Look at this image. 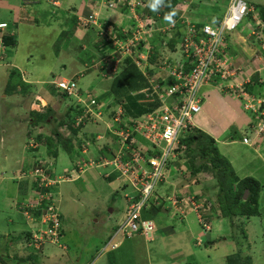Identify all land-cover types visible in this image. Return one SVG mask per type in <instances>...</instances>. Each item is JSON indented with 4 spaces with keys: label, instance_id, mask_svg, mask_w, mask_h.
I'll return each instance as SVG.
<instances>
[{
    "label": "built area",
    "instance_id": "2783aa9c",
    "mask_svg": "<svg viewBox=\"0 0 264 264\" xmlns=\"http://www.w3.org/2000/svg\"><path fill=\"white\" fill-rule=\"evenodd\" d=\"M46 1L60 3L59 0ZM86 3H89L91 13L85 17L86 20L80 17L79 30L97 26L101 35L112 44L113 51L100 59L104 76L111 72L114 75L120 70L124 59H132L148 81V87L140 91V94H144L141 102H159L160 105L131 122L124 117L121 108L118 110L117 115L107 123L118 145L111 157L94 158L91 152L88 155L90 145L84 143L82 158L59 176L55 175L53 164L42 158L34 166L29 176L37 182V197L23 212L28 220L39 224V228L37 226L34 230L31 244L38 250L46 243L60 245L61 242V214L51 186L71 180L72 175L79 179L80 175L97 168H110L135 189L129 197L125 215L105 250H109V246L112 249L119 246V243H113L118 235L131 238L138 234L149 240L157 231V225L154 220L144 218L143 211L157 201L155 192L159 184L176 172L186 174V149L181 137L196 129V117L202 114L205 100L202 89L206 85L211 86L215 80L223 82L224 85H219V88L224 86L230 89L242 101L243 108L250 110L257 118L251 127L252 135L264 137V97L247 91L246 85L251 82V75L239 81L247 70L233 68L227 53V33L236 31L245 18L254 12L246 0H229L225 16L215 24L196 21L188 10L189 4H185L173 23L163 24L159 15L146 12L147 0H87ZM105 8L128 17L131 22L122 27L104 25L101 17ZM252 19L255 28L250 31L251 35L263 40L264 21L256 15ZM6 27L7 24H0V28ZM178 28H183L184 32L178 39L176 50L183 54L184 60L175 59L170 52H164L173 31ZM160 35L165 38V45L155 42ZM6 48L0 38V63L6 55ZM258 82L262 83V80ZM57 85L61 87L60 91H67L80 107L82 113L77 118L78 125L84 119L94 124L103 119V105L89 91H80L76 82L70 80L58 82ZM243 142L251 145L252 139L245 137ZM36 149H40V146ZM42 193L47 195L43 196ZM189 200L199 221L209 230L206 214L210 212L212 204L198 201L195 197ZM31 209L42 211L41 216L36 218Z\"/></svg>",
    "mask_w": 264,
    "mask_h": 264
},
{
    "label": "rangeland",
    "instance_id": "374dc122",
    "mask_svg": "<svg viewBox=\"0 0 264 264\" xmlns=\"http://www.w3.org/2000/svg\"><path fill=\"white\" fill-rule=\"evenodd\" d=\"M19 1L0 0V18L16 21L19 25L17 45L8 51L10 57L7 59L6 64H0V195L3 196L9 190L10 184L13 186V188L10 186V190L14 192L16 182H20L18 178L19 173H15L16 180L14 181L16 182L10 181L11 174L18 168V160L23 161L32 155L31 160L33 162H29L27 171L32 170L41 158L53 164L54 172L55 168L63 172L66 169L74 167L71 162L74 159V153L65 152L64 147L59 151L58 158L52 160L47 156L49 148L46 146V137L52 136V130L59 125L61 115L67 112L66 106L69 104L76 105L72 97L67 98L56 92L53 93L52 88L47 90L46 88L49 87V83L51 84L53 81H56V83L66 82V80L80 74L81 77L78 79L79 87L91 92L102 104L108 100L116 102L119 99L114 94L113 89H110L113 87L114 79L105 81L99 74L103 72L100 59L105 54L95 47L97 29L93 28L94 25L90 26V34L86 40H66L63 39L66 33L62 32L69 26L64 24V9H58L56 16L51 18L50 16H46L49 10L52 11V6L47 2L33 4V12L30 7H27L26 10V7H23ZM83 1L72 0V4L83 3ZM246 1L257 9L256 12L260 11V8H264V0ZM228 2V0L216 1L214 15H211L209 8L204 13L207 16L211 15V19L213 17H222L228 9ZM61 5L63 7L66 5L65 0H62ZM39 8L46 10L45 15L41 16L35 12ZM29 12L31 19L35 20L38 18V22L36 20L37 23L32 24L31 21L24 17ZM19 19L22 21H19ZM84 19L86 20V18ZM249 22L250 18H246L237 32L250 36V31L255 27L253 24L249 25ZM83 33V35L86 34L85 32ZM73 36L75 37L73 34L70 39ZM250 37L252 38L253 36L251 35ZM156 39L155 42L158 41ZM159 39L165 42V38L163 39L161 35ZM169 45L165 46V53L170 52L171 48ZM112 51L113 49L108 50L106 53H111ZM14 59L16 63L19 62L22 67L26 68L19 66L17 69H19L20 74L25 73L30 79L43 81L41 84L36 82L37 85H33L36 96L28 94L32 96V100L34 98L28 111L25 110L23 102H20L18 97L5 94V85L9 79L10 67ZM126 65L127 60L124 59L119 69L122 67L124 69ZM77 71L81 73L76 74ZM119 72L120 70L117 71L115 76L111 72L108 78H115ZM243 79L244 77H239V80L242 81ZM216 85H224V83L218 82ZM57 89H61V87L57 85ZM206 90L209 89L205 88ZM15 95L21 97L19 94ZM115 104L112 106V110L110 106L108 108L111 110L110 117L108 116L109 110L104 109V123L100 122L98 125L89 128L88 126H84L83 133L89 130L95 133L107 131V123L110 121L109 118H112L114 115L112 111L115 112ZM50 106H53V110L56 111V115L54 117L51 116L49 121L46 122L51 124L52 128L48 124L37 126L32 124V112L46 113ZM128 106L133 108L134 105L128 102ZM68 126L69 124L67 123L63 126H58L60 133L65 135L71 133ZM42 127L48 134H46ZM28 133H31V138L28 137ZM38 138L39 141L37 140ZM2 139L4 140L3 143L1 142ZM90 144V149L95 146L93 143ZM38 145L42 148L41 151H36ZM90 152L92 151H88V155H90ZM103 154L108 156L105 151H103ZM77 158L81 159L82 155H77ZM57 170L56 172H58ZM90 171L96 173L97 178H99L98 183L95 184L97 186L95 194L88 188L89 182L84 181V179L76 181L77 178L73 175L71 176V180L51 186L54 194H60V198L57 196L54 198L61 208L60 214L62 216L65 241L67 242L65 245L69 246H67L69 251L65 252L58 246L46 243L42 247L43 250H46L45 254L38 255L41 259L36 264H92L93 262V264H172L173 261H176L174 257L180 253L179 248H184L185 242H190L192 247L196 249L194 261L198 260L200 264H226L227 257L234 253L251 257L254 264H264V223H260L256 218H253L252 228L249 227V230H253L251 234L248 229H242L240 221L236 223L237 227L233 228L234 236H232V231L225 228L222 237H218L214 233V229L216 231L221 229L215 227L212 224L213 221H210L211 224L209 223V230L201 228L196 222H192L191 224L194 225L193 233L189 231L179 235L170 233L165 238L154 240L155 233L161 227L170 228L171 224L180 227L186 226V223H180V220L176 217L178 214L172 211V209L167 210L166 213L173 214V219L165 217L164 220V212H161L158 214V217L154 218L159 226L156 223L157 231L149 240L138 234L131 238L119 235L115 240L116 243H120L118 247L114 248L116 250L112 251L111 246L108 247L110 250H105L106 245L116 232L117 226L123 218L126 205L125 196L127 194L132 195L135 189L129 183L126 188H122V185L127 183V181L118 179V177L111 180L105 178L104 174L111 172L109 168H97ZM84 174L79 177H85ZM26 186L22 184L21 189H25ZM158 192L160 193V191ZM42 195L45 196L47 193H42ZM171 198L174 199L173 196ZM32 200L33 193L28 197L27 205L19 204L20 209L24 210ZM1 203L5 204L6 201L2 199L0 206H2ZM1 211L4 210L0 209V215L10 217L12 214L17 226H22V222L26 223V220L23 219L21 221L20 216L16 213H3ZM112 211L114 212L111 213ZM231 224L233 223L231 222ZM167 230H171V228ZM161 232L165 233L163 230L158 234ZM244 235H247V237L245 238ZM0 238L6 239L3 236ZM230 238L232 240H229ZM198 239H201L200 243ZM206 240H216L218 242L206 249L204 247ZM11 242L14 241L10 239L9 243ZM185 251L188 260H190L189 256L192 258L193 253L188 249H183L182 252L185 253ZM26 252L28 253L29 251ZM67 253L68 256L66 255ZM47 255H50L52 258L47 259ZM73 258H77V262ZM79 259L81 260L79 261ZM14 264L20 263L15 262Z\"/></svg>",
    "mask_w": 264,
    "mask_h": 264
},
{
    "label": "crops",
    "instance_id": "0c3cea01",
    "mask_svg": "<svg viewBox=\"0 0 264 264\" xmlns=\"http://www.w3.org/2000/svg\"><path fill=\"white\" fill-rule=\"evenodd\" d=\"M19 2L23 7H26V10H27V7H30L31 10L34 12L31 4H25L24 2H22V0H20ZM211 2H213V5H211ZM65 3L68 4V8L64 9V12H65L64 24L68 25L69 27L66 30H63L62 33H66L63 36V39L72 40V41L74 39H77L79 41H84L86 36L88 34H90V32H87L85 35H83L84 33L82 31L76 32L75 31V27H76L75 24L72 23V25H71V23L68 19H71V18L74 19L75 18L77 21V17H79L80 15H86L87 16V14H89V12L91 11L89 9L90 8L89 3L78 2V4H74L75 6L72 4V0H65ZM192 3H193L192 0H179L178 4L176 5V7L174 9L175 14L173 16L174 17L173 19L177 18L182 13V9L184 8L185 4H189L190 8L188 10L191 11V16L196 21L209 22V23L213 22L214 24L217 23V20L219 19V17H217V18L213 17L212 19L210 17L211 15L215 14L216 0H210V1H206V2L203 1L202 3H195V4L199 5L198 9H195L194 7H192ZM227 5L229 6V4H227ZM71 7H72V9H71ZM208 8L211 12L210 16H207V14L204 13V12L208 11L207 10ZM26 10H24V11H26ZM35 12L40 14L41 16H43V15H45L46 10L39 8V10H37V11L35 10ZM225 13H224V15H225ZM149 14L159 15L161 23L169 24V22H167L160 14H154L153 11H150ZM255 14L257 17L260 18L259 11L256 12ZM29 15H30V12L26 13L24 15V17L28 20L27 17H29ZM46 16H50L51 18H53L52 11L49 10V13ZM223 16L220 18L222 19ZM253 16H254V14L250 17L249 25H252V20H253L252 17ZM102 18L106 21L115 23L116 24L115 26H120V27L128 25L129 22H131L128 17L121 16L120 13L113 12L109 9L103 10ZM114 18H115V20H113ZM4 19L0 18V22H10V23L16 24L14 26L17 28L16 36H18V26H19L18 23L16 21H8V20H4ZM36 20L38 22V18L35 20L32 19L31 23L32 24L37 23ZM66 20H68V21H66ZM20 21H22V20H20ZM71 28H72V31H70ZM174 31L175 32L173 33L172 39H174L175 45L173 48L170 45V47L172 49V50H170V56H172L178 60H180V59L184 60L183 54L181 52H179V50H176V45L178 44V39H179L180 35L184 32V29L178 28V29H175ZM72 32L75 35V37L73 36L72 39H70ZM249 35H250V33H249ZM250 36H246V35H244V33H239V32H237V30L235 32L227 33V35H226V43L228 45L227 53L230 56L231 61L233 62V66H232L233 68L237 69L239 67H242V68L247 70L244 72V74L241 77H244V79H245L247 77V75H251V82L249 84H247L249 86L246 85V88L251 90V92H249V93L252 95L260 94V96L264 97V42H262L264 40H261V39L256 38V37L251 38ZM172 39L170 40V42H172ZM156 40H158V42L161 45H165L164 41H162L161 39L157 38ZM170 42H168V43L170 44ZM257 54L259 56H257ZM12 62H13V64H11L10 68H12V67L19 68V66H21V64L19 62H17V63L15 62V59ZM22 68H25V67H22ZM256 69H257V72H256ZM75 70H77V69H75ZM77 73H81V72L77 71L76 74ZM22 74L25 76V78L28 81H30L32 83H35V84H36V82L39 84L43 83V81L36 80V79L33 80V79L28 78L25 73H22ZM116 74H117V72L114 75H116ZM107 78H108L107 75L102 77V79L105 81H108L110 79H114V77L108 78V79ZM261 80H262V83H259L258 81H261ZM239 81H241V80H239ZM216 82L217 83L220 82L219 79L215 80V82H213L211 84V86L206 85L202 89V93L205 94L203 112H202V114H200L196 117V129L195 130H201V132L207 134V136H209L213 140L214 145L216 146L218 151L221 153V155L231 162L232 167L234 169V173L239 180H243L247 177H253L256 180H258V182L261 185V193H260L261 215L254 217V218L258 219V221L260 223L261 222L264 223V137L257 138L255 135H252L251 127L253 124L256 123L257 118L254 116V114H252V112L250 110H245L243 108L242 101L236 95H233L232 91L230 89H228L227 87L225 88L224 86H221V88H219V85H216L217 84ZM205 88H207L209 90L205 91ZM143 89H145V88H143ZM143 89H141V90H143ZM29 93H30V95L33 94V96H34L36 94V91H34L33 87H31V90L29 91ZM12 96H16L20 100V97L18 95H12ZM31 97L32 96H29L27 94V96L25 98H22L23 100H20V102L21 101L23 102V106L25 107L26 111L29 110L28 108L30 107L32 101L34 100V98L32 100ZM112 101L108 100L107 103L111 104ZM140 103H142L141 100L139 101V104ZM110 114H111V112H109V117H110ZM92 126H94V125H90V126H88V128L92 127ZM43 130L45 131L44 128H43ZM89 133H91V134H89ZM46 134H48V133L46 132ZM102 136H105L102 144H99V141H98L97 146H94L91 148V151H92L91 156L94 158H100L102 156H105L103 154V151L107 152V154H108V152L111 151V148L104 147L103 144L108 145V144H112V142L115 141V137L113 135H111L110 133H108V130L105 131L104 133H95V132L90 131V130L88 132L85 131L84 133L81 132V133H79L78 138H79V141H82L81 146H83L84 142L91 145L90 143H94V141H91V140L95 139L94 137H96V139H100V137H102ZM28 137H29V135H28ZM30 137H31V135H30ZM245 137H251V139H252L251 145H247L243 142V139ZM3 141L4 140L2 139L1 142L3 143ZM77 145H80V144H77ZM61 148H62V146L58 147L57 157H52L49 154V150H47L45 148L47 150V156H49L52 160H54L55 158H58L59 157V151L61 150ZM41 149L42 148H40L39 150L41 151ZM81 151H82V149H81ZM97 152H98V154H97ZM73 158L74 159L71 160L72 163L78 159L76 155H74ZM31 159H32V155L30 157H27L26 159H24L23 160L24 162L20 161V160L17 161L18 168L13 171V173L11 174V178H10L11 180L10 179L9 180L16 182V181H14V180H16L15 179V173L16 174L19 173L18 178L22 175H24V176L22 177V179H19L20 182H16L14 192L10 190V186L13 188V186L10 184L9 190L6 192V194H4V196L0 195V201L2 199L6 201L5 204L1 203L2 206H0V209L4 210L6 212H4V211H1V212H3V213H16L17 215L20 216L21 221L23 219H25L26 223L22 222V224H23L22 226H17L15 224V219H14V216L12 214L10 215V217H8L7 215H0V229H2L0 232V237L3 236V238H6V239L0 238V242L3 241L6 243L10 239L13 240L14 242L17 241V244L14 242H11L8 249H5V248L3 249L4 255L10 254V256L12 258H14V256L17 254L18 257L24 256V259L28 258L29 256H33L34 258L36 257L37 261H39L41 258L38 257V255L45 254L44 252L46 250H43V248L38 250L36 248H33L32 246L31 247L27 246V239H28L29 232L30 231L34 232V230L37 228V226L39 228V224L36 221L28 220V218L24 215L23 210L20 209V207H19V204L27 205L28 197L33 193V190L37 186V182L35 181V179L33 177L29 176V173H31V170L27 171V169H28L27 166H28L29 162L30 161H31V163L33 162V160H31ZM61 168H63V167H61ZM56 170L57 169L55 168V175L56 176H59L63 173L62 171H59V170H57L58 172H56ZM184 172L187 173V176H186V174H184V175L181 174V176L178 177L175 174H173V176L169 179V181L167 183H163L158 188V191H160V193H159L160 196H164V194H166V192H169L171 194L176 192L178 194L179 205L174 204V208H176L174 210V212H176L178 214V215L176 214L177 215L176 217L178 218V220H180V223H186V226L180 227L178 225L171 224V226H170L171 230H167V229H170L169 227H165V228L161 227L155 233L154 240L165 238L170 233H176L177 235L184 234L187 231L193 233L194 225H192L191 223L192 222L197 223V220H196L197 218H196V214L192 210L191 202L189 200L190 197H195L198 201L211 200L213 203L215 202V196L217 194V189L215 187L216 186V180H215V178L213 179V176L210 178V180H206L204 183H193V180L191 182H188V179L186 178L188 176L189 177L191 176L190 172L187 170H185ZM111 173H112V170H111V172H109L107 174H111ZM84 175H85V177H82L81 179H84V181L89 182L88 188L95 194L97 192V186L95 184L98 183V180H99V178H97V174L94 173L93 171H89ZM105 177L108 178L109 180L115 178L114 173H112V175L105 176ZM22 184L27 185L25 187V189H23V190L21 189ZM126 184L127 183L123 184L122 188ZM184 185L186 187L185 189L183 188ZM171 194H170V196H171ZM125 197H126V205H125V209H124V214H125L127 206H128L127 196H125ZM180 205H182V207ZM216 209L217 208L212 209V212L210 215L211 221H213L212 224L215 225V227H219L221 230L216 231L214 229V233L216 234V236L222 237L224 229L227 228L228 230L233 232L232 236H234V229L233 228L236 227L235 226L236 224L233 225V224H231L232 220L229 221V219H227V218H222L221 217L222 215H220L219 211H217ZM113 212L114 211H112L111 213H113ZM32 213H36L39 217V211L38 210H34V211H32ZM193 215H194V218H193ZM123 217H124V215H123ZM165 217L171 218V219L174 218L173 214H171L169 212L165 213L164 220H165ZM234 220L236 221L237 219H234ZM241 220L244 222V229L245 230L248 229L250 234L253 233V230L252 229L249 230V227L252 228V221L254 219L253 218H251V219L241 218ZM39 222H40V219H39ZM155 222L157 223V221H155ZM157 225H158V223H157ZM174 229H176V230H174ZM177 229H179V230H177ZM163 230L165 231V233L161 232L160 234H158L160 231H163ZM62 242L64 244H67V242L65 241L64 230H63ZM152 242H154V241H152ZM119 245H120V243H119ZM67 246L68 245H66V247ZM68 247L66 249H62V250H64L65 252L69 251ZM114 250H116V249H112V251H114ZM26 251H29V252L27 253ZM66 255L68 256V253ZM195 255H196V251L194 252L193 257L191 258L192 264H200V262L198 260L194 261ZM46 258L50 259L52 257L50 255H47ZM174 258L177 262L173 261L172 264H178V263L179 264H187L186 257L183 254V252H180V254H178ZM6 259H7V257H6ZM73 259L77 262V258H73ZM80 260L81 259H79V261ZM24 263L25 264H34L32 261H29L28 259H26V261Z\"/></svg>",
    "mask_w": 264,
    "mask_h": 264
},
{
    "label": "trees",
    "instance_id": "16d2710c",
    "mask_svg": "<svg viewBox=\"0 0 264 264\" xmlns=\"http://www.w3.org/2000/svg\"><path fill=\"white\" fill-rule=\"evenodd\" d=\"M203 1L206 2L210 0H194V1L192 0L193 2L192 7H194L195 9H198L199 5L195 3H202ZM216 1H219V0H216ZM178 2L179 0H165L164 6L160 7V9L156 12L153 11V13L160 14L164 18L165 15L168 13H172V12L175 13L174 9L176 5L178 4ZM147 5H148V0H147ZM211 5H213V2H211ZM150 11H151L150 8L147 7L146 12L150 13ZM259 13H260L261 19L264 20V8H260ZM221 20L222 19L219 17V19L217 20V23H219ZM75 21L76 19L74 18L73 22ZM9 30H10L9 26H7L6 28H0V38L4 41L5 45L7 46V50H6L7 53H5L6 55L2 61L3 64H6L7 59H9L8 51H10L12 48H15L16 43H17V40H16L17 38L12 36ZM70 31H72V28L70 29ZM72 35H73V32L71 36ZM88 36L89 34L86 36L85 40L87 39ZM96 36H97L96 37L97 42L95 43V47L100 52H103V54H106L108 50L112 49V44L107 40L106 37L101 35L100 32H96ZM170 45L172 48L174 47L175 45L174 39H172V42H170ZM126 60H127L126 67H124V69L123 67L120 69L119 74L114 78L113 87L111 88L113 89L114 94L119 99L116 102L112 101L111 104L107 103V101L105 102L106 104L104 103V105L102 104L101 101L98 100V102L101 105H103L104 109H107V110H109L108 109L109 106L112 110V106L116 103L115 112L112 111V113L114 114L113 116H116L118 110L121 108L124 111V117L127 118L131 122V121L139 119L140 116L142 117L148 114L149 112L154 111L155 109L159 107L160 103L156 102V103H140L139 104V101L142 98H144V94H140V91L141 89L146 88L148 83L146 79L144 78L143 74L141 73V71L133 63L132 59L127 58ZM99 74L102 77L104 76V72L99 73ZM109 74L110 73H108L107 76H109ZM80 77L81 75L78 74L75 77H72L68 80L76 82L78 86L77 88L80 91H82L83 89H81L78 84V79ZM48 85L49 87L46 88L47 90L49 88H52L53 93L56 92L57 94L68 98L69 95L67 91H60L59 89H57L56 81H53V83L51 84L49 83ZM31 87H33V84H28V82L24 80L22 74H20L19 72V69H17L16 67H12L10 69V76L5 85L6 95L12 96L15 94H19L21 95L20 100H23L22 98H25L27 94H29ZM246 89L247 91L251 92V90H249L248 88ZM128 102L129 104L134 105L133 108H130L128 106ZM136 107H137V111H136ZM111 110H109V112H111ZM66 111L67 112L64 115H61L58 126H63L66 123L69 124L68 129L70 130L71 133H67V135L62 134L60 133L58 126H56L52 130V133H53L52 136L46 137V142H47L46 145L49 148L48 149L49 154L52 157H57L59 146H62V148L64 147L65 151L69 152L70 154L74 153L73 157L74 155L76 156L82 155L81 154L82 153L81 151L82 141H79L78 135L81 132L83 133L84 126H90V121L87 119H84L78 125L76 121H77V118L81 115L82 111L76 108H73V106H70V105L66 106ZM55 115H56V111L53 110V106H50L46 113H40V112L33 111L31 115L32 124H35V126L45 125V124H48V126H51V124L46 123V122L49 121L51 116L54 117ZM104 116H103V119L100 121L102 123H104ZM100 122H98L96 125H98ZM30 135L31 133H29V137ZM94 138L95 139L91 141L95 142L96 137ZM37 140L39 141V138ZM181 143L185 146V149H186V152H185L186 153L185 157L187 158L186 170L189 171L191 174L190 177L189 176L187 177L188 182H191L193 180V183H204L206 180H210L212 176H213V179L215 178L216 180L215 187L217 189V194L215 196V202L212 204V208L213 209L217 208L216 210L219 211L220 215H222L221 216L222 218H227L229 219V221L232 220V223L234 225L235 218H248L249 219L251 217L261 215V211H260L261 185L260 183L258 182V180H256L253 177H247L243 180H239L234 173V169L232 167L231 162L221 155V153L218 151V149L214 145L213 140L209 136H207V134L201 132V130L193 129L192 131H189L187 134L181 137ZM77 144H80V145H77ZM78 160L79 159L75 161H78ZM246 190H248L249 192V196L247 200L244 199ZM156 192H158V188L156 189ZM170 194L171 193L166 192L164 196L158 197L159 200H157L156 203L160 202V205L158 206L157 204L152 203L149 209H145L143 211V217L146 219H154L158 217L159 216L158 214H160L161 212L166 213L167 210H170V209L174 211L176 209L174 208V204L179 205V198L177 194L176 198L172 199ZM180 206L182 207V205ZM33 236H34V232L30 231L28 235V239H27L28 247H31ZM244 237L246 238L247 235H244ZM229 240H232V238H230ZM216 242L218 241L206 240L204 242V247L208 249L209 247H212L213 244L215 245ZM15 243L17 244V241H15ZM185 243L186 244L184 248H181V249L179 248L180 252H182L183 249H188L191 251V253L194 254L196 249L192 247L190 242H185ZM9 246H10L9 241H7L6 243L3 241L0 242V264H14L15 262H19L20 264H22L26 261V259L36 264L37 262L36 257L34 258L33 256H29L26 259H24V256L18 257L17 254L14 256V258H12L10 254H5L6 255L5 256L3 249L4 248L8 249ZM183 254L186 257L187 264H192L191 257L189 256L190 260H188L186 251ZM226 264H254V261L249 256H243V255H240V253H234L227 257Z\"/></svg>",
    "mask_w": 264,
    "mask_h": 264
},
{
    "label": "clouds",
    "instance_id": "9594fccd",
    "mask_svg": "<svg viewBox=\"0 0 264 264\" xmlns=\"http://www.w3.org/2000/svg\"><path fill=\"white\" fill-rule=\"evenodd\" d=\"M229 1V0H228ZM22 2H24L25 4H31V5H33V4H39V3H41V2H47L49 5H51L52 6V13H53V17H55L56 16V14H57V10L58 9H67L68 8V4H66L64 7L61 5V2H62V0H60L59 2V4H53V3H50V2H48V1H46V0H22ZM84 3H86L87 1H83ZM164 2H165V0H148V5H147V7H149L150 8V10L151 11H154V12H156V11H158L159 9H160V7H162V6H164ZM229 4V3H228ZM250 5V4H249ZM250 6H252V5H250ZM253 7V6H252ZM254 8V7H253ZM71 9H72V7H71ZM90 9V8H89ZM147 10V9H146ZM90 13H91V11L89 12V14H87V16H89L90 15ZM256 13V8H254V12L253 13H251L250 15H249V17H247V18H250L253 14L254 15H256L255 14ZM174 12H172V13H168V14H166L165 15V17H164V19L167 21V22H169V23H173L174 21H173V16H174ZM226 14V13H225ZM86 15H80L79 17H77V21H75V22H73L74 21V19H70L69 21H70V23H71V25H72V23L73 24H75V31L76 32H78V31H82V32H85V33H87V32H89V29H90V27L87 29V30H79V27H78V24H79V21H80V17H83V18H85V17H87ZM225 16V15H224ZM223 16V17H224ZM28 18V20L29 21H31L32 22V19L30 18V16L29 17H27ZM102 18V17H101ZM261 18V17H260ZM223 19V18H222ZM246 19V18H245ZM18 20V19H17ZM73 20V21H72ZM19 21H20V19H19ZM102 21L105 23L104 25H116L115 23H112V22H109V21H106V20H104L103 18H102ZM264 21V20H263ZM245 22V20L243 21V23ZM0 23H2V24H7V26H9V28H10V30H9V32L11 33V35L12 36H14V37H16L17 38V36H16V33H17V28L14 26V25H16V24H13V23H10V22H0ZM242 23V24H243ZM93 28H96L97 30V32H99L100 31V29L99 28H97V26H93ZM238 30V29H237ZM74 32V31H73ZM235 32V31H234ZM250 35H251V33H250ZM253 36V35H252ZM253 37H256V36H253ZM17 40V39H16ZM262 40V39H261ZM264 40V39H263ZM262 42H264V41H262ZM16 45H17V43H16ZM7 47V46H6ZM6 50H7V48H6ZM6 52V51H5ZM7 53V52H6ZM0 64H3V62H1ZM22 76H23V78H24V80L26 81V82H28L29 84H33V85H36L35 83H32V82H30V81H28L26 78H25V76L22 74ZM148 83V82H147ZM147 87H148V85H147ZM85 91H87V90H82V92H85ZM91 93V92H90ZM92 94V93H91ZM93 95V94H92ZM9 96V95H8ZM11 96V95H10ZM36 96V95H35ZM94 96V95H93ZM68 97H71V96H68ZM73 98V97H72ZM74 99V98H73ZM97 99V98H96ZM98 100V99H97ZM74 102H75V104L77 105V103H76V101H75V99H74ZM70 106H73V108H76V109H78V110H80V107L77 105H71V104H69ZM104 105V104H103ZM103 113H104V108H103ZM90 125H96V124H94V123H90ZM108 133H110V134H112L111 132H110V130L108 129ZM114 136V135H113ZM104 138H105V136H102V138H100V139H96V141L93 143V144H95V146H97V143H98V141H99V144H102V142H103V140H104ZM103 146L104 147H108V148H111V151L110 152H108V157H111L112 155H113V153H114V151L116 150V148H117V144H116V137H115V141H113L112 142V144H108V145H105V144H103ZM39 149H36V151H38ZM107 150V149H106ZM106 156V155H105ZM74 163V162H73ZM187 166V165H186ZM110 169V168H109ZM90 171V170H89ZM89 171H87V172H89ZM112 173H114V176L115 177H118V179H122L121 177H119V174L117 173V172H113L112 171ZM112 173L111 174H104V177L105 176H109V175H112ZM176 176H178V177H180V174H181V172H180V174H179V172H176V173H174ZM173 176V174L166 180V181H164V182H162L161 184H159L158 185V187L157 188H159V186H161L163 183H167L168 181H169V179L171 178ZM186 176H187V173H186ZM185 176V177H186ZM82 177H80L79 179H81ZM106 178V177H105ZM79 179H77V180H79ZM108 179V178H107ZM76 180V181H77ZM20 181V180H19ZM127 184H128V182H127ZM127 184L123 187V188H126V186H127ZM156 188V189H157ZM186 187H185V185H184V189H185ZM37 191H38V186H36V188L33 190V198H36L37 197ZM246 191H248V190H246ZM133 195V194H132ZM132 195H130V194H128V195H126L127 196V199L129 200V197H131ZM55 196H57L58 198H60V194H55ZM171 196H173L174 197V199L176 198V196H177V193L176 192H174V193H172L171 194ZM248 196H249V192H248V195H246V192H245V197H244V199L245 200H247V198H248ZM155 197H160V195H159V192H155ZM155 199V198H154ZM157 200H159V198H157ZM205 203H207V204H213V202L212 201H204ZM153 203H155V204H157L158 206L160 205V202H153ZM191 207H192V210L194 211V213L196 214V220H197V223H198V225L201 227V228H205V229H207V227H205L204 225H203V223H201L200 221H199V218H198V214L195 212V210H194V207H193V205L191 204ZM59 209L61 210V208H60V205H59ZM212 209L213 208H211V210H210V213L208 212L207 214H206V217L208 218V224L210 223V221H211V212H212ZM34 210H37V209H31V211H34ZM39 211V210H38ZM260 211H261V209H260ZM41 214H42V211H39V217L41 216ZM33 215L36 217V218H39L38 217V215L36 214V213H33ZM125 215V214H124ZM254 217H257V216H254ZM254 217H251V218H254ZM251 218H249V219H251ZM123 219V218H122ZM121 219V220H122ZM235 219H237L236 221H234L235 223H234V225L236 224V223H238L239 221L241 222V227H242V229H244V222L241 220V218H235ZM244 219H248V218H244ZM61 220H62V216H61ZM152 220H154V219H152ZM155 221V220H154ZM121 222V221H120ZM211 224V223H210ZM119 225V224H118ZM118 227V226H117ZM236 227H237V224H236ZM205 231V230H204ZM114 237V236H113ZM113 237L110 239V241L113 239ZM62 238H63V222H62V237H61V242H60V245H58V244H52V245H54V246H58L60 249H66L67 247H66V245L62 242ZM115 240H116V238H115ZM115 240H113V243L115 242ZM109 241V242H110ZM198 241H199V243L201 242V239H198ZM108 245V244H107ZM106 245V246H107ZM112 249V248H111ZM110 250V249H109Z\"/></svg>",
    "mask_w": 264,
    "mask_h": 264
},
{
    "label": "water",
    "instance_id": "95a60500",
    "mask_svg": "<svg viewBox=\"0 0 264 264\" xmlns=\"http://www.w3.org/2000/svg\"><path fill=\"white\" fill-rule=\"evenodd\" d=\"M246 195H248V191H246Z\"/></svg>",
    "mask_w": 264,
    "mask_h": 264
}]
</instances>
